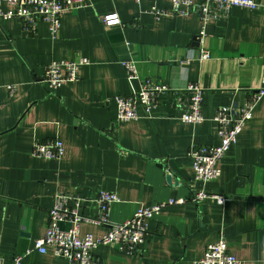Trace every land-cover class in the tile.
<instances>
[{"label":"crops","instance_id":"crops-1","mask_svg":"<svg viewBox=\"0 0 264 264\" xmlns=\"http://www.w3.org/2000/svg\"><path fill=\"white\" fill-rule=\"evenodd\" d=\"M156 2L172 8L171 0ZM256 2L260 8L234 7L229 17L210 21L203 42L195 6L156 18L149 11L154 0H94L91 7L66 13L55 37L43 20L27 34L19 19L0 16V256L5 264L21 254V264H77L33 246L47 230L56 194L84 197L81 211L94 217L101 189L119 197L110 209L115 222L142 207L185 200L148 220L140 253L99 246L95 254L105 264H192L221 235L237 258L264 264V94L223 157L219 179L197 181L189 156L193 143L219 144L214 117L220 106L243 104L264 87V0ZM111 12L122 25L104 24L102 15ZM203 48L209 59H199ZM81 56L91 63L79 69L76 80L56 90L41 81L52 60ZM129 60L138 68L134 79L124 67ZM150 80L180 93L198 83L204 120L183 122L179 96L164 91L150 115L140 104L138 120L119 121L115 98ZM57 134L66 146L62 158L32 154L35 142ZM201 189L226 200H194ZM107 229L93 222L82 226L95 235Z\"/></svg>","mask_w":264,"mask_h":264},{"label":"built area","instance_id":"built-area-1","mask_svg":"<svg viewBox=\"0 0 264 264\" xmlns=\"http://www.w3.org/2000/svg\"><path fill=\"white\" fill-rule=\"evenodd\" d=\"M140 3L142 0H135ZM154 0L150 12L156 18L174 16L184 13L186 7L195 6L201 16V30L199 39L205 40L207 24L212 20L226 18L231 15L234 7L250 9L260 8L256 0H171L172 8H161ZM8 4L11 9L2 10L3 18H17L22 22L27 34L36 30L39 20L47 23L51 35L55 37L61 27L62 17L78 9L91 7L94 0H0V6ZM102 20L107 26L122 25L118 13L111 12L102 15ZM211 53L203 48L200 50L199 59H209ZM89 58L81 56L76 60H52L46 65L42 82L48 84L52 90L68 80H76L79 69L89 65ZM127 76L134 79L138 76V68L134 60L124 62ZM14 89V86H9ZM164 91H173L178 95V106L181 109L180 119L183 122L198 124L204 120L203 115V88L198 83H190L182 93L172 89L161 82H145L131 95L117 96L118 119L121 122L138 120L140 114L138 106L143 105L146 114L150 115L156 106L158 95ZM264 94V87L250 95L243 104L220 106L215 114L218 123L220 142L217 145H200L193 143L189 156L193 161L195 178L206 183L217 180L222 174L221 162L229 148L237 142L239 134L254 116L255 106ZM65 142L57 134L45 141L35 142L32 154L42 158L60 159L65 155ZM212 198L223 202L225 196L210 193L205 189L196 192L193 199L196 201ZM86 199L80 195L60 192L55 195L54 203L49 210L48 227L45 234L36 239L33 249L40 253L51 250L54 255L67 259L77 264H105L96 257L95 251L99 246L117 245L119 250L127 254H138L146 240L148 220L160 211L174 204L185 202L183 198L170 199L149 207L139 208L134 214L122 222H115L110 218L111 205L119 201L116 193L101 189L94 201L98 205L97 215L86 216L81 211V206ZM84 222H93L106 226L108 229L102 235L92 232H83ZM63 224H69L64 227ZM23 255H16L13 264H21ZM0 264H5L0 256ZM192 264H247L246 260L237 258L228 247L224 235L207 245L203 256Z\"/></svg>","mask_w":264,"mask_h":264}]
</instances>
